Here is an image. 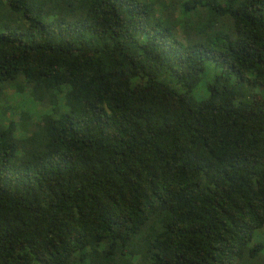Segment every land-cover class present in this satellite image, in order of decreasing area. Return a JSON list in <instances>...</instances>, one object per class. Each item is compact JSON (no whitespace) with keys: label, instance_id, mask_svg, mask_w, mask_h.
I'll return each mask as SVG.
<instances>
[{"label":"trees","instance_id":"trees-1","mask_svg":"<svg viewBox=\"0 0 264 264\" xmlns=\"http://www.w3.org/2000/svg\"><path fill=\"white\" fill-rule=\"evenodd\" d=\"M263 233L264 0H0V264H264Z\"/></svg>","mask_w":264,"mask_h":264},{"label":"rangeland","instance_id":"rangeland-1","mask_svg":"<svg viewBox=\"0 0 264 264\" xmlns=\"http://www.w3.org/2000/svg\"><path fill=\"white\" fill-rule=\"evenodd\" d=\"M206 80H207V77H204L203 79H202V82H201V84H200V86H199V88L198 89H196L195 91H194V93H193V95L196 97H198L199 95H202L203 94V92L205 93V91H204V85H205V83H206ZM201 97V96H200ZM203 97V96H202ZM262 241H264V233H263V235H262ZM257 242V241H256ZM254 243H255V241H254Z\"/></svg>","mask_w":264,"mask_h":264}]
</instances>
